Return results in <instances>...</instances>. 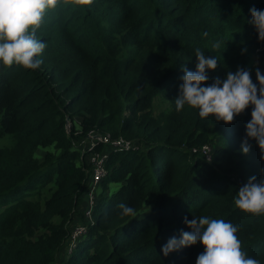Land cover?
Returning <instances> with one entry per match:
<instances>
[{
	"label": "trees",
	"instance_id": "1",
	"mask_svg": "<svg viewBox=\"0 0 264 264\" xmlns=\"http://www.w3.org/2000/svg\"><path fill=\"white\" fill-rule=\"evenodd\" d=\"M253 8L264 10V0H61L46 14L40 68L0 64V140L9 141L0 148V264H196L202 244L167 257L161 249L191 231L185 218L200 216L238 226L243 250L264 264V216L234 205V175L264 179L257 143L247 155L241 148L252 107L225 124L174 103L197 48L218 60L208 84L242 68L259 87L264 42ZM156 102L166 105L159 114ZM97 133L133 148L109 153L88 222L80 208L89 158L107 150L89 147ZM207 145L211 161L192 153ZM51 147L57 154L38 158ZM121 203L135 216H121ZM77 216L86 233L63 256Z\"/></svg>",
	"mask_w": 264,
	"mask_h": 264
},
{
	"label": "clouds",
	"instance_id": "2",
	"mask_svg": "<svg viewBox=\"0 0 264 264\" xmlns=\"http://www.w3.org/2000/svg\"><path fill=\"white\" fill-rule=\"evenodd\" d=\"M67 2L64 0V3ZM74 2L86 5L89 0ZM60 3L61 0H0V64L6 68L17 65L32 71L40 68L42 60L39 57L46 45L37 38V31L46 14ZM250 11L251 23L259 40L264 42V10L253 8ZM212 47L218 50L221 42H215ZM195 56L198 61L196 71L184 70L179 95L174 101L176 110L181 111L187 105L198 110L201 119L214 117L218 122L231 124L251 106L252 118L246 125L242 153L247 155L250 152L249 141L254 140L264 159V74L256 70L259 87L253 83L250 71L242 68L235 73L228 71L226 79L217 77L208 84L207 71H215L218 60L215 56H206L199 48ZM234 205L245 214L264 216V179L257 180L255 175L251 176L239 188ZM118 207L121 216L136 214V210L127 204L121 203ZM185 224L191 231H181L180 238H170L161 249L165 257L199 243L204 251L198 255L196 264H260L243 250L237 236L238 226L208 216L194 217L192 220L185 218Z\"/></svg>",
	"mask_w": 264,
	"mask_h": 264
},
{
	"label": "built area",
	"instance_id": "3",
	"mask_svg": "<svg viewBox=\"0 0 264 264\" xmlns=\"http://www.w3.org/2000/svg\"><path fill=\"white\" fill-rule=\"evenodd\" d=\"M70 126V124H69ZM90 140H94L92 142L91 148H93L97 143L102 142L107 150L103 151L102 154H97V155H92V161L91 163L93 164L92 166V171L90 173V178L89 180L91 181L88 186H87V194L86 197H89L87 203V208L84 210H81V212L84 214V218L88 221H92V215L94 211V206L96 204V189L99 186V183L107 176V171H106V161L108 159V155L112 151H123V150H130L133 148V145L131 143L124 142L122 140L116 141L112 140L109 136H100L98 133L97 134H92L91 137L89 138ZM212 148L211 146L207 145L204 146L201 150H196L194 149L192 151L193 154L200 153L202 154L207 161L212 160ZM83 153L85 151H82ZM80 220V219H79ZM81 221V220H80ZM77 227L79 229H76L74 232L73 236L72 234L70 235L68 241H67V246L71 242V248H70V253L77 247V244L79 240L82 238V236L86 233V225L80 222V224H77ZM73 238V240L76 241H70Z\"/></svg>",
	"mask_w": 264,
	"mask_h": 264
},
{
	"label": "rangeland",
	"instance_id": "4",
	"mask_svg": "<svg viewBox=\"0 0 264 264\" xmlns=\"http://www.w3.org/2000/svg\"><path fill=\"white\" fill-rule=\"evenodd\" d=\"M166 108V105H164V104H161V103H159V102H156V109H155V111H156V114H159L162 110H164ZM69 121V120H68ZM80 120L79 119H77V120H75L74 121V125H76V128L78 129L77 130V133H79V134H81V124H80V122H79ZM88 137H91V135L90 136H88ZM83 140V139H82ZM86 139H84L83 141H85ZM9 144V141H7V140H5V139H1L0 140V148H2L3 146H7ZM75 148L77 149V150H79L78 148H79V146H78V144H77V146H75ZM53 152V153H55V154H57V151L54 149V148H49V149H46V150H43V149H40L38 152H37V156H38V158H40L41 160L43 159V157L45 156V154H46V152ZM89 161H92V157H90L89 158ZM234 179H236V181L239 183V185L240 186H242V185H244L245 183H247L246 181H244V178H243V176L242 175H234V177H233ZM113 188V191H114V187H112ZM86 190H87V186H86ZM97 193V192H96ZM86 194H87V192H86ZM86 196V195H85ZM88 199H89V197H85L84 198V201L86 202V201H88ZM85 204V203H84ZM86 206H87V204H86ZM80 213L81 214H83L82 212H81V210H80ZM83 216H84V214H83ZM78 217H80V216H77L74 220H73V222H72V224H71V227H70V235L72 234V236H73V234H74V232L76 231V229H79V227H77V225H76V221H77V218ZM70 235H69V237H70ZM78 239V238H77ZM76 239V240H77ZM76 240H73V238L70 240V241H76ZM70 248H71V242L68 244V246H67V248H66V250L63 252V256H66V254H68V253H70Z\"/></svg>",
	"mask_w": 264,
	"mask_h": 264
},
{
	"label": "crops",
	"instance_id": "5",
	"mask_svg": "<svg viewBox=\"0 0 264 264\" xmlns=\"http://www.w3.org/2000/svg\"><path fill=\"white\" fill-rule=\"evenodd\" d=\"M78 134V133H77ZM94 140H90V142H88V144H89V147L92 145V142H93ZM80 151H85V148H84V144H82L81 146H79V148H78ZM91 181L89 180L88 182H87V185L86 186H88V184L90 183ZM99 190V188H97L96 189V192ZM84 197H86V196H84ZM86 202H85V204H82V206H81V208H80V210H84L85 208H87V206H86ZM80 220H79V218H77V221H76V225L77 224H80ZM66 248H67V246H66V244H65V248L63 249V252L66 250ZM67 255V254H66Z\"/></svg>",
	"mask_w": 264,
	"mask_h": 264
},
{
	"label": "water",
	"instance_id": "6",
	"mask_svg": "<svg viewBox=\"0 0 264 264\" xmlns=\"http://www.w3.org/2000/svg\"><path fill=\"white\" fill-rule=\"evenodd\" d=\"M100 135V134H99ZM101 136V135H100Z\"/></svg>",
	"mask_w": 264,
	"mask_h": 264
}]
</instances>
